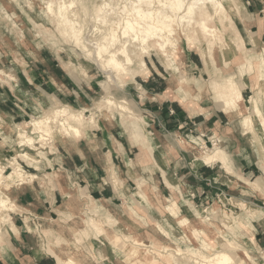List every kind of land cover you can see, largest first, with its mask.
I'll list each match as a JSON object with an SVG mask.
<instances>
[{
    "label": "clouds",
    "instance_id": "obj_1",
    "mask_svg": "<svg viewBox=\"0 0 264 264\" xmlns=\"http://www.w3.org/2000/svg\"><path fill=\"white\" fill-rule=\"evenodd\" d=\"M0 264H264V0H0Z\"/></svg>",
    "mask_w": 264,
    "mask_h": 264
}]
</instances>
